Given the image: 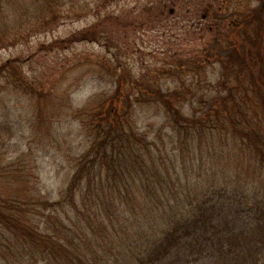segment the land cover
I'll list each match as a JSON object with an SVG mask.
<instances>
[{"label":"rangeland","instance_id":"1","mask_svg":"<svg viewBox=\"0 0 264 264\" xmlns=\"http://www.w3.org/2000/svg\"><path fill=\"white\" fill-rule=\"evenodd\" d=\"M3 2L1 204L43 221L47 211L39 199L60 197L90 146L81 111L103 104L121 73L119 99L104 107L123 113L131 104L136 130L155 142L163 158H173L166 157V163L170 174L180 173L186 209L201 191L196 203L214 217L209 239L215 241L218 230L236 237L226 252L211 250L205 254L213 256L202 261L189 255L197 244L185 242L182 258L187 264H244L249 250L257 258L264 254V155L259 152L264 145L258 138L264 136V61L249 53L245 41L255 33L250 9L261 0ZM262 29L263 56L264 23ZM239 45H246V66L240 75L233 71L223 78L229 68L223 69L218 56ZM156 86L162 93L179 90L181 98L173 103L184 116H203L195 138L183 141L180 150L163 105L151 94ZM5 235L0 225V240Z\"/></svg>","mask_w":264,"mask_h":264},{"label":"trees","instance_id":"2","mask_svg":"<svg viewBox=\"0 0 264 264\" xmlns=\"http://www.w3.org/2000/svg\"><path fill=\"white\" fill-rule=\"evenodd\" d=\"M3 4L0 0V12ZM250 10L248 18H253L255 33L252 37L246 35L245 41L249 53L264 61L261 51L264 0ZM1 18L0 15V22ZM247 22L244 18L243 25ZM242 47L246 45L233 46L227 55L218 56L223 69L229 68L222 72L223 78L228 73L231 76L233 71L237 75L243 72L247 52ZM235 64L236 68L230 69ZM121 78L120 73L114 91L106 95L103 104H95L94 111L93 108L81 111L84 116L81 123L88 131L90 146L77 159L60 197L53 201L39 199L41 209L47 211L43 221H34L18 206L13 209L0 203V225L6 231L1 236L0 249L8 253L5 257L0 250V264L3 260L7 264H162L168 263L173 253H176L173 261L168 264H187L180 255L185 242L192 247L197 244L198 248L193 247L189 255L202 261L213 256L205 253L214 250L223 254L228 250H224L226 245L236 240L233 232L223 230L213 232L215 241L209 239L207 231L214 217L196 203L201 191L192 190L194 202L189 201L186 209L180 173L175 170L170 174L166 163V157L168 162L173 158L168 154L163 158L155 142L147 141L136 130L131 119L133 111L129 109L131 104L123 113L112 105L113 110L104 107L108 101L119 99ZM227 89L231 94L229 86ZM151 94L163 105L167 122L173 128L172 142L180 150L183 141L195 138L203 116L194 113L189 118L180 112L173 103L181 98L179 90L162 93L156 86ZM242 133L245 135L244 128ZM258 138L264 145V136ZM193 148L190 146L192 152ZM259 152L264 155V150ZM247 256L244 264H264V254L257 258L249 250Z\"/></svg>","mask_w":264,"mask_h":264}]
</instances>
